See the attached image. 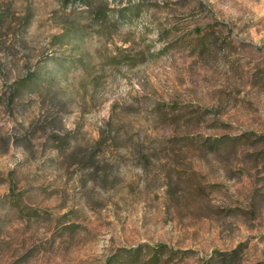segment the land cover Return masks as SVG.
<instances>
[{"label":"rangeland","instance_id":"obj_1","mask_svg":"<svg viewBox=\"0 0 264 264\" xmlns=\"http://www.w3.org/2000/svg\"><path fill=\"white\" fill-rule=\"evenodd\" d=\"M107 2L0 0V264H264V0Z\"/></svg>","mask_w":264,"mask_h":264},{"label":"trees","instance_id":"obj_2","mask_svg":"<svg viewBox=\"0 0 264 264\" xmlns=\"http://www.w3.org/2000/svg\"><path fill=\"white\" fill-rule=\"evenodd\" d=\"M69 2H80L84 6H86L88 9L91 10V13L96 12L100 13L103 10H105L108 6L107 0H67V3ZM244 139V137H238L237 140ZM250 139V137H248ZM160 248L157 249V256H161Z\"/></svg>","mask_w":264,"mask_h":264}]
</instances>
